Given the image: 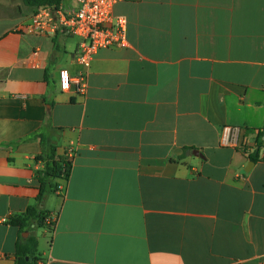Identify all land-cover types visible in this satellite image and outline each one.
Instances as JSON below:
<instances>
[{"label":"crops","instance_id":"1","mask_svg":"<svg viewBox=\"0 0 264 264\" xmlns=\"http://www.w3.org/2000/svg\"><path fill=\"white\" fill-rule=\"evenodd\" d=\"M35 10L0 0V264L29 235L36 264H264V0H116L128 44L87 69ZM50 156L69 171L38 201Z\"/></svg>","mask_w":264,"mask_h":264},{"label":"built area","instance_id":"2","mask_svg":"<svg viewBox=\"0 0 264 264\" xmlns=\"http://www.w3.org/2000/svg\"><path fill=\"white\" fill-rule=\"evenodd\" d=\"M115 2L116 0H67L57 6H39L34 11L27 30L51 36L62 33L77 37L79 42L75 60L83 69H87L100 49L128 44L127 21L124 16L114 13ZM58 82L61 90H67L71 83H75L78 91L83 92L86 86L82 72L73 77L65 68L59 70ZM221 144L241 147L240 128L224 126L221 130ZM262 157L264 159V153Z\"/></svg>","mask_w":264,"mask_h":264},{"label":"trees","instance_id":"3","mask_svg":"<svg viewBox=\"0 0 264 264\" xmlns=\"http://www.w3.org/2000/svg\"><path fill=\"white\" fill-rule=\"evenodd\" d=\"M63 1L64 0H23L25 4L33 9L43 5L57 6ZM48 158L50 159L45 164L43 171L44 179H41L40 190L37 196L38 201L45 196V193L49 188H56L51 186L50 182H48L49 179L66 177L69 171L70 165L68 161L56 160L52 156ZM45 219L46 216L43 210H39L36 207H30L25 213L12 217L10 223L17 226L22 232L27 231L30 228V225L35 222L43 224ZM37 245V239L33 235H29L26 238L20 237L15 244V260L13 264H36L38 259Z\"/></svg>","mask_w":264,"mask_h":264},{"label":"rangeland","instance_id":"4","mask_svg":"<svg viewBox=\"0 0 264 264\" xmlns=\"http://www.w3.org/2000/svg\"><path fill=\"white\" fill-rule=\"evenodd\" d=\"M32 230L36 234V236H38V238L40 239L41 247L44 248L46 246L48 235H49L47 228L44 227L43 225L38 224L37 226H34ZM22 235L23 233H21V236Z\"/></svg>","mask_w":264,"mask_h":264},{"label":"water","instance_id":"5","mask_svg":"<svg viewBox=\"0 0 264 264\" xmlns=\"http://www.w3.org/2000/svg\"><path fill=\"white\" fill-rule=\"evenodd\" d=\"M253 163V161H250V164ZM27 232H24L23 236H26Z\"/></svg>","mask_w":264,"mask_h":264}]
</instances>
